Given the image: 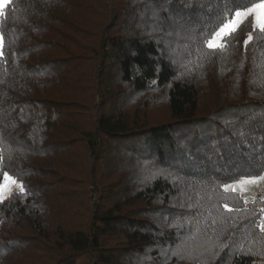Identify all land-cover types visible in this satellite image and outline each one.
<instances>
[{"label": "trees", "instance_id": "trees-1", "mask_svg": "<svg viewBox=\"0 0 264 264\" xmlns=\"http://www.w3.org/2000/svg\"><path fill=\"white\" fill-rule=\"evenodd\" d=\"M9 2L0 264H264V195L226 189L264 175V33L204 43L249 0Z\"/></svg>", "mask_w": 264, "mask_h": 264}, {"label": "snow or ice", "instance_id": "snow-or-ice-1", "mask_svg": "<svg viewBox=\"0 0 264 264\" xmlns=\"http://www.w3.org/2000/svg\"><path fill=\"white\" fill-rule=\"evenodd\" d=\"M9 0H0V13H3L4 8L8 4ZM225 13H228V19L225 20ZM253 17L254 27L259 32L264 33V0H249L247 5H242L238 10L230 9L227 4L217 17L216 22L212 25L211 31L205 36L204 43L208 49L211 50H223L225 47V39L233 36L240 25L248 18ZM252 40L251 34L245 41V47ZM2 55V52H0ZM259 179H264L260 177ZM255 179H249L244 183H256ZM12 186H18L23 191V185L17 184L16 179L9 176L6 172L3 173L2 179H0V197L4 195ZM261 231H264V223L260 225Z\"/></svg>", "mask_w": 264, "mask_h": 264}, {"label": "rangeland", "instance_id": "rangeland-1", "mask_svg": "<svg viewBox=\"0 0 264 264\" xmlns=\"http://www.w3.org/2000/svg\"><path fill=\"white\" fill-rule=\"evenodd\" d=\"M9 3L10 2H8V4ZM249 18L253 20V17H248L247 19ZM253 24H254V20H253ZM1 49H2V38L0 34V52H1ZM205 78H200V80L198 81L199 85H202L199 82L207 83L205 87H201L202 92L199 96H201L202 100L210 102V100L214 99L217 95H219L220 92L218 91V84L215 83L216 81L214 79H210L209 81V78L208 79H205ZM152 98H155V101H152L150 103L149 111L152 113V115L156 116L155 117V119H157L156 121H160L165 117V116H161L163 115L161 113H164L166 106L162 102L163 98L161 95L153 96ZM255 180L257 181L256 183H244V181L246 180L235 181L230 184H227L226 189L230 192H235L239 194V196L242 199H244L246 202H253L264 195V179H255ZM17 184L19 185L21 183L17 181ZM19 192H21V190L18 186H12L8 191L4 193L2 197H0V201H3L6 198L12 196L13 194L19 193ZM262 223H264V217L261 221V224ZM83 262H85V260Z\"/></svg>", "mask_w": 264, "mask_h": 264}]
</instances>
